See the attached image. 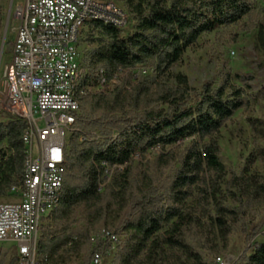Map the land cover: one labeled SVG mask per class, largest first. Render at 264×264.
<instances>
[{
	"label": "trees",
	"instance_id": "16d2710c",
	"mask_svg": "<svg viewBox=\"0 0 264 264\" xmlns=\"http://www.w3.org/2000/svg\"><path fill=\"white\" fill-rule=\"evenodd\" d=\"M129 7L133 31L91 22L82 32L92 47L81 58L93 91L69 139L60 205L40 230L41 263L69 264L75 256L90 264L112 247L95 234L107 230L124 238L113 264H211L234 233L245 234L252 251L240 263L264 264V242H254L264 230V176L226 180L215 139L244 108V91L229 76L200 88L182 75L175 85L164 81L203 34L240 22L253 0H131ZM259 40L264 48V25ZM138 66L154 75L129 77ZM120 73L125 80L107 92ZM24 130L22 120L0 123V198L22 179ZM186 140L184 152H175ZM155 149L160 170L172 174L135 178L134 158ZM107 169L116 171L109 182Z\"/></svg>",
	"mask_w": 264,
	"mask_h": 264
},
{
	"label": "built area",
	"instance_id": "2783aa9c",
	"mask_svg": "<svg viewBox=\"0 0 264 264\" xmlns=\"http://www.w3.org/2000/svg\"><path fill=\"white\" fill-rule=\"evenodd\" d=\"M12 18L16 39L3 79L10 118L25 123V162L21 181L5 197L12 201L0 198V245L15 246L7 262L8 252L1 256L0 247V264H42L39 233L60 205L69 139L82 99L93 91L82 65L81 34L91 22L125 29L129 18L115 3L102 0H24ZM106 174L109 182L112 171ZM100 235L112 245L119 242L107 230ZM90 264L112 263L100 251ZM211 264L228 263L219 257Z\"/></svg>",
	"mask_w": 264,
	"mask_h": 264
},
{
	"label": "rangeland",
	"instance_id": "374dc122",
	"mask_svg": "<svg viewBox=\"0 0 264 264\" xmlns=\"http://www.w3.org/2000/svg\"><path fill=\"white\" fill-rule=\"evenodd\" d=\"M11 1H13V11L24 3V0H3L2 3L4 17L0 25V52L5 31L6 37L0 63V123H7L10 119L7 100L8 87L3 79V71L5 64L11 60L12 46L16 39L17 24L12 18V10L8 18ZM110 2L115 3L127 15L129 14L131 0H110ZM130 20L124 29L126 34L134 30L131 16ZM263 25L264 0H253L252 11L249 15L237 24L223 26L212 33L203 34L195 45L185 51L181 61L171 69L169 78L164 80L175 85V77L182 75L187 78L191 87L200 88L205 83L218 85L229 76L231 84L244 91V108L237 111L215 136L220 149V160L228 173L226 180H229L232 174L245 173L264 176V48L259 40ZM88 35L85 30L80 37L81 57H85L92 48L88 41ZM140 75L151 77L154 72L149 66H138L130 73L129 77L134 76L136 79ZM125 76L124 73H120L114 81L105 87V90L112 92L116 86L123 82V79L125 80ZM190 142L191 140H186L181 145L175 146V152L183 153ZM160 154L161 150L155 149L146 153L144 157L136 156L134 158V177L142 180L146 173L155 177L154 180L161 181L170 176L171 169L160 170L158 167L157 158ZM111 171L109 181L116 174L115 170ZM2 201H12V198H4ZM49 223L50 218L45 219L43 226ZM102 231H97L95 234H100ZM118 238L119 242L113 244L112 247L101 250L107 263L113 264L117 252L123 246L124 238L120 236ZM40 239L41 231L39 241ZM254 242H264V230L255 238ZM92 243L96 244L95 241ZM249 246L245 234L234 233L229 237L227 246L221 249L217 258H223L228 264H245L240 263V259L249 250ZM0 247L1 256L8 252L5 258L7 262L14 255L15 246L12 243H3ZM248 252L249 255L252 254V251ZM216 259L209 258V262L214 263ZM69 264H82V258L74 256Z\"/></svg>",
	"mask_w": 264,
	"mask_h": 264
},
{
	"label": "water",
	"instance_id": "95a60500",
	"mask_svg": "<svg viewBox=\"0 0 264 264\" xmlns=\"http://www.w3.org/2000/svg\"><path fill=\"white\" fill-rule=\"evenodd\" d=\"M12 7H13V1H11V3H10L9 12H8V18L10 17ZM7 25H8V19H7V23H6V29H7ZM5 37H6V31H5V34H4L2 47H1V52H0V63H1V57L3 55L4 46H5Z\"/></svg>",
	"mask_w": 264,
	"mask_h": 264
}]
</instances>
